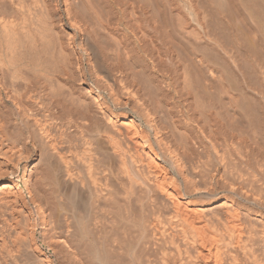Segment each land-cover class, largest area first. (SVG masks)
Masks as SVG:
<instances>
[{
    "label": "bare ground",
    "instance_id": "obj_1",
    "mask_svg": "<svg viewBox=\"0 0 264 264\" xmlns=\"http://www.w3.org/2000/svg\"><path fill=\"white\" fill-rule=\"evenodd\" d=\"M0 264H264V0H0Z\"/></svg>",
    "mask_w": 264,
    "mask_h": 264
}]
</instances>
